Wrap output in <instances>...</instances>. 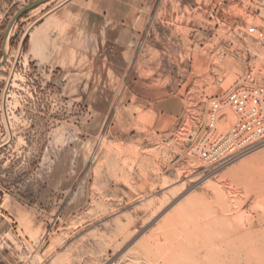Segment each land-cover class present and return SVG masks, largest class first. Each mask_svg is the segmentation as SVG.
<instances>
[{
    "label": "rangeland",
    "instance_id": "obj_1",
    "mask_svg": "<svg viewBox=\"0 0 264 264\" xmlns=\"http://www.w3.org/2000/svg\"><path fill=\"white\" fill-rule=\"evenodd\" d=\"M35 1L0 0V61ZM67 1L23 14L5 43L0 264H264V142L213 162L186 147L210 100L251 68L264 84V48L241 35L264 17L258 0H170L124 59L29 53L40 17ZM235 121L223 111L217 133Z\"/></svg>",
    "mask_w": 264,
    "mask_h": 264
},
{
    "label": "crops",
    "instance_id": "obj_2",
    "mask_svg": "<svg viewBox=\"0 0 264 264\" xmlns=\"http://www.w3.org/2000/svg\"><path fill=\"white\" fill-rule=\"evenodd\" d=\"M173 7L170 0H69L40 17L36 32L28 35V52L38 43L42 46L39 53H51L55 62H76L89 53H105V59L119 53L124 59L152 13L172 11ZM161 110L174 116L177 105L169 102Z\"/></svg>",
    "mask_w": 264,
    "mask_h": 264
},
{
    "label": "built area",
    "instance_id": "obj_3",
    "mask_svg": "<svg viewBox=\"0 0 264 264\" xmlns=\"http://www.w3.org/2000/svg\"><path fill=\"white\" fill-rule=\"evenodd\" d=\"M258 5L264 9V0H258ZM259 22L260 25H247L241 39L264 48V17H259ZM253 73L254 68H251L245 73L240 86L210 100L205 125L200 131L187 136L188 155L213 162L230 155L238 149L240 142H252L253 139L264 142V84H258ZM226 110L234 114L236 121L226 133L220 134L217 133V123Z\"/></svg>",
    "mask_w": 264,
    "mask_h": 264
},
{
    "label": "water",
    "instance_id": "obj_4",
    "mask_svg": "<svg viewBox=\"0 0 264 264\" xmlns=\"http://www.w3.org/2000/svg\"><path fill=\"white\" fill-rule=\"evenodd\" d=\"M48 0H38L35 1L34 3L22 8L21 10H19L10 20L5 33H4V37H3V41L1 43V54H2V58L0 61V68L5 64L6 60H7V53L5 52V43L7 38L9 37V34L13 28V26L15 25V23L17 22V20H19L21 18V16L35 8H37L39 5L44 4L45 2H47Z\"/></svg>",
    "mask_w": 264,
    "mask_h": 264
}]
</instances>
